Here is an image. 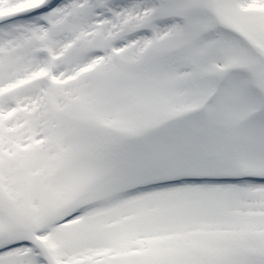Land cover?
<instances>
[{
    "label": "snow or ice",
    "instance_id": "obj_1",
    "mask_svg": "<svg viewBox=\"0 0 264 264\" xmlns=\"http://www.w3.org/2000/svg\"><path fill=\"white\" fill-rule=\"evenodd\" d=\"M0 264H264V0H0Z\"/></svg>",
    "mask_w": 264,
    "mask_h": 264
}]
</instances>
